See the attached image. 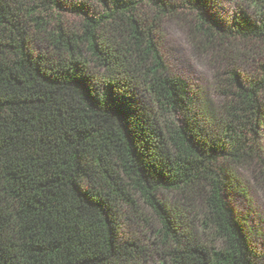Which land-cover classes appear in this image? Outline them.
Segmentation results:
<instances>
[{
    "label": "trees",
    "instance_id": "16d2710c",
    "mask_svg": "<svg viewBox=\"0 0 264 264\" xmlns=\"http://www.w3.org/2000/svg\"><path fill=\"white\" fill-rule=\"evenodd\" d=\"M208 2L0 0V264H264L230 201L246 172L264 192V0ZM167 19L210 94L168 65Z\"/></svg>",
    "mask_w": 264,
    "mask_h": 264
},
{
    "label": "rangeland",
    "instance_id": "374dc122",
    "mask_svg": "<svg viewBox=\"0 0 264 264\" xmlns=\"http://www.w3.org/2000/svg\"><path fill=\"white\" fill-rule=\"evenodd\" d=\"M208 4V12L215 20L230 21L241 8L253 14L252 0H209ZM70 14L66 13L67 23L78 21L77 17ZM161 32L162 52L171 70L185 77L192 86L210 94L214 87L215 74L211 55L204 54L195 47L188 27L180 20H165ZM243 66L245 73L254 72L253 65L243 64ZM260 150V155L264 159V121L260 135ZM244 177L248 185L247 195L233 194L230 196V201L246 218L253 231L252 239L256 243V248L264 252V192L259 184L252 180L249 172L244 173ZM149 264H165V262L159 255L153 254Z\"/></svg>",
    "mask_w": 264,
    "mask_h": 264
}]
</instances>
